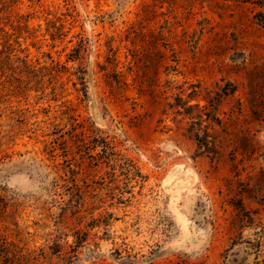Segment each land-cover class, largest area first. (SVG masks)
<instances>
[{
  "label": "rangeland",
  "instance_id": "obj_1",
  "mask_svg": "<svg viewBox=\"0 0 264 264\" xmlns=\"http://www.w3.org/2000/svg\"><path fill=\"white\" fill-rule=\"evenodd\" d=\"M0 264H264V0H0Z\"/></svg>",
  "mask_w": 264,
  "mask_h": 264
}]
</instances>
